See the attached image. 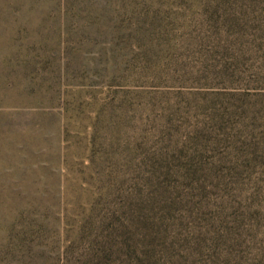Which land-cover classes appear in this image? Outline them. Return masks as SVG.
<instances>
[{
  "label": "rangeland",
  "instance_id": "374dc122",
  "mask_svg": "<svg viewBox=\"0 0 264 264\" xmlns=\"http://www.w3.org/2000/svg\"><path fill=\"white\" fill-rule=\"evenodd\" d=\"M0 264H264V0H0Z\"/></svg>",
  "mask_w": 264,
  "mask_h": 264
}]
</instances>
